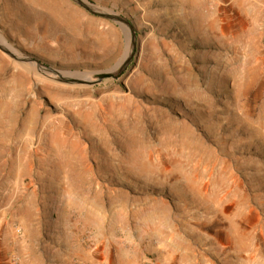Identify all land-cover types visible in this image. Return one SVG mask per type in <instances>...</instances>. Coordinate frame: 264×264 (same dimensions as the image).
<instances>
[{"label":"rangeland","instance_id":"rangeland-1","mask_svg":"<svg viewBox=\"0 0 264 264\" xmlns=\"http://www.w3.org/2000/svg\"><path fill=\"white\" fill-rule=\"evenodd\" d=\"M89 1L136 30L118 78L0 50V264H264V0ZM0 38L85 73L125 51L72 0H0Z\"/></svg>","mask_w":264,"mask_h":264},{"label":"water","instance_id":"water-1","mask_svg":"<svg viewBox=\"0 0 264 264\" xmlns=\"http://www.w3.org/2000/svg\"><path fill=\"white\" fill-rule=\"evenodd\" d=\"M72 1L75 2L77 5L81 6L89 13L107 19L111 22H114L121 27L125 39V51L121 56V58L118 59L111 67L101 71H93L91 73H85L81 71L58 70L48 65H45L44 63L40 62L38 59L29 56L28 54L14 51L9 46V44H7L1 38H0V50L17 61L30 62L35 64L38 70L48 73L55 80L64 83L94 84L106 78H111V79L118 78L128 67L136 51V30L133 24L125 16L113 10L101 8L93 4L89 0H72Z\"/></svg>","mask_w":264,"mask_h":264},{"label":"bare ground","instance_id":"bare-ground-1","mask_svg":"<svg viewBox=\"0 0 264 264\" xmlns=\"http://www.w3.org/2000/svg\"><path fill=\"white\" fill-rule=\"evenodd\" d=\"M192 11V10H191ZM142 173V172H141ZM220 224V223H219ZM260 253V252H259Z\"/></svg>","mask_w":264,"mask_h":264}]
</instances>
